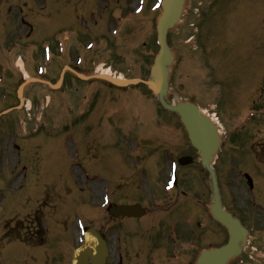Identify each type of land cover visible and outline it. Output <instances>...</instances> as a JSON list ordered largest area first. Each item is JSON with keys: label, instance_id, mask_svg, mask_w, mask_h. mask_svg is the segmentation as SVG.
I'll return each instance as SVG.
<instances>
[{"label": "rangeland", "instance_id": "obj_1", "mask_svg": "<svg viewBox=\"0 0 264 264\" xmlns=\"http://www.w3.org/2000/svg\"><path fill=\"white\" fill-rule=\"evenodd\" d=\"M142 1L144 6L140 0H0V76L7 77L0 83V264H65L64 254L78 243L74 219L81 216L86 226L104 229L107 218L97 209L102 190L117 201L136 189L123 185L138 179L137 164L145 163L146 179L158 176L161 183L171 160L193 154L179 122L162 112L144 86L113 91L68 74L62 91L29 87L25 109L14 110L21 81L12 68L18 59L32 77L41 65L43 79L52 82L61 66L77 59L81 71L146 81L158 50L161 0ZM184 6L168 34L175 57L169 98L192 99L208 115L216 114L223 141L224 128L233 138L246 135L224 141L214 169L223 205L251 230L246 252L233 264H264V97H257L264 74V0H186ZM43 46L50 50L48 62ZM60 101L67 107L59 109ZM247 116L257 119L248 124ZM19 128L29 133L24 141ZM147 153L152 158L144 160ZM242 173L252 178L251 191ZM177 177L191 213L199 212L200 201L211 203L210 183L199 165L178 167ZM34 218L48 231L44 241L42 232V246H29L42 250L23 244L39 231L32 227ZM216 233L209 239L224 243L227 233Z\"/></svg>", "mask_w": 264, "mask_h": 264}, {"label": "water", "instance_id": "obj_2", "mask_svg": "<svg viewBox=\"0 0 264 264\" xmlns=\"http://www.w3.org/2000/svg\"><path fill=\"white\" fill-rule=\"evenodd\" d=\"M181 5L182 0L163 1V13L157 24V41L160 46V51L154 61V66L151 69L153 80L150 81L148 85L151 91L158 96L163 107L180 115L181 121L188 132L191 144L200 152L202 166L207 169L211 175L215 200L211 207L212 214L230 232V240L226 247L203 253L197 264H224L228 259L236 255L238 252V244L246 232L240 227L237 221L233 220L230 215L223 212L220 207L214 173L209 166L218 146L215 128L201 116L198 109L193 105L189 103H181L170 107L163 100L167 91L166 68L172 59L166 47L165 35L166 31L178 20ZM100 78H104L119 85L136 83V81H113L107 77ZM78 257L79 256H75V264Z\"/></svg>", "mask_w": 264, "mask_h": 264}, {"label": "flooded vegetation", "instance_id": "obj_3", "mask_svg": "<svg viewBox=\"0 0 264 264\" xmlns=\"http://www.w3.org/2000/svg\"><path fill=\"white\" fill-rule=\"evenodd\" d=\"M173 211L177 215V220H180L183 216V210L180 209V206L175 207L173 205L172 207ZM184 219V217H182ZM174 222V215H172L171 219H169V225L167 227V230L170 232V230L173 228L174 233L176 231L175 223ZM132 226H129L126 228L127 235L125 236L126 232H124L123 236L117 235L115 237H112L110 233L106 235V240L108 244L113 243L117 244L118 248L120 246L123 247V250L120 252V259L118 262H112L111 260H108L106 264H152L153 262H156L157 264H174V260L171 259L173 254H175L176 248H180V246H183V242L189 243L188 237H183L182 239L177 237L176 235H172L169 239L168 236H165L164 233H162L160 236L162 240H165V242H162L161 239H159L160 243L150 242L147 239H143L141 242L134 243L133 246L128 250L125 247V244H121L122 238L124 237V243H128V234ZM183 234L180 233L179 235ZM128 238V239H127ZM181 253L180 256L182 257L179 264H191V251L189 248H182L180 249ZM132 258H136L133 260Z\"/></svg>", "mask_w": 264, "mask_h": 264}, {"label": "bare ground", "instance_id": "obj_4", "mask_svg": "<svg viewBox=\"0 0 264 264\" xmlns=\"http://www.w3.org/2000/svg\"><path fill=\"white\" fill-rule=\"evenodd\" d=\"M50 61V60H49ZM20 65V64H19ZM21 67V66H20ZM102 74H104L105 76H109L110 74H109V72H102ZM21 89H23V90H25L26 89V85H23L22 87H21Z\"/></svg>", "mask_w": 264, "mask_h": 264}]
</instances>
